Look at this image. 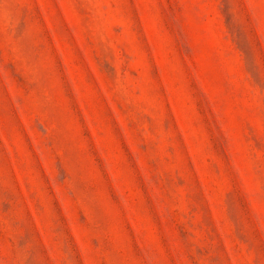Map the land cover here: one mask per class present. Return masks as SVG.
<instances>
[{"label":"rangeland","instance_id":"1","mask_svg":"<svg viewBox=\"0 0 264 264\" xmlns=\"http://www.w3.org/2000/svg\"><path fill=\"white\" fill-rule=\"evenodd\" d=\"M0 264H264V0H0Z\"/></svg>","mask_w":264,"mask_h":264}]
</instances>
